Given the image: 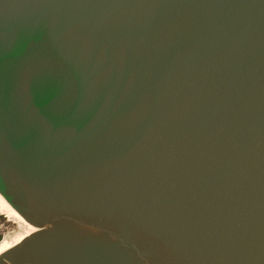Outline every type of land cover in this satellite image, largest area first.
Segmentation results:
<instances>
[{"label": "water", "instance_id": "water-1", "mask_svg": "<svg viewBox=\"0 0 264 264\" xmlns=\"http://www.w3.org/2000/svg\"><path fill=\"white\" fill-rule=\"evenodd\" d=\"M0 264H264V0H0Z\"/></svg>", "mask_w": 264, "mask_h": 264}, {"label": "bare ground", "instance_id": "bare-ground-1", "mask_svg": "<svg viewBox=\"0 0 264 264\" xmlns=\"http://www.w3.org/2000/svg\"><path fill=\"white\" fill-rule=\"evenodd\" d=\"M0 212L3 214H6V216L11 217L15 220H17L22 228L23 233L17 236L12 242H6L3 241L0 243V255L7 251L8 249L14 247L18 243H20L25 237L29 236L30 234L37 231L35 227L27 223L8 203L3 199V197L0 195ZM17 222V223H18Z\"/></svg>", "mask_w": 264, "mask_h": 264}, {"label": "rangeland", "instance_id": "rangeland-1", "mask_svg": "<svg viewBox=\"0 0 264 264\" xmlns=\"http://www.w3.org/2000/svg\"><path fill=\"white\" fill-rule=\"evenodd\" d=\"M17 222V220L0 212V243L3 241L12 242L24 232L21 224Z\"/></svg>", "mask_w": 264, "mask_h": 264}]
</instances>
